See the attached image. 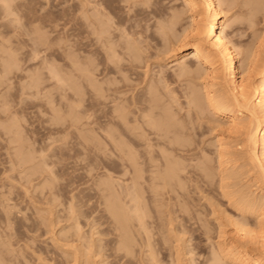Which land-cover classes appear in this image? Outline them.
Wrapping results in <instances>:
<instances>
[{
    "label": "rangeland",
    "instance_id": "rangeland-1",
    "mask_svg": "<svg viewBox=\"0 0 264 264\" xmlns=\"http://www.w3.org/2000/svg\"><path fill=\"white\" fill-rule=\"evenodd\" d=\"M7 1L10 3L12 2V0L10 1L7 0ZM86 1L87 3L85 5ZM122 1L121 0H13V7H14V9L12 10L13 12L11 13L7 12V14L10 13L7 16H5L6 11L3 12V10L1 9V8H4L2 7L3 5H0V185L2 186V187L0 186L1 187L0 188V199L1 198L2 200L7 199L6 201L4 200V202H8V204L10 203L9 207L10 205L11 207L13 206L14 210L18 212V213L15 212L16 213L15 214L14 210L11 209L10 207V209L12 210V216H11L12 218L10 219L11 221L7 220L9 221V223H7V221L5 223L4 222L6 219L5 212L2 211L3 206L0 205V212L2 211L0 213V216H1L0 217V233L3 232L2 234H0L1 235L0 241L1 243L6 244L5 247L3 246L0 247L1 250H4L6 252L4 253L0 251L2 252L0 253L1 255L4 254V256L0 255L1 257L0 259L2 262H4V264L6 261L8 264H107L105 258H103L104 254L102 253L105 251L103 249L104 248L106 249V244L108 242L114 245V243L117 241V238L115 237L116 235H118V231L115 229V226H116L115 222L113 223V221L108 218V214L105 213L107 212V210L105 211L104 203L102 202L104 201V195L106 194V192H104L103 187H106L105 184H107L110 180H111L110 181L111 183L113 179L112 183L114 185L112 186L111 184L112 186L111 188H113L114 191H116L115 194L117 193V191L120 192L119 189L121 188L119 187L120 184L118 186V182L121 181L120 178L122 179L123 176H121L119 173L121 170L119 160L114 156L115 154L113 155L109 154L111 153L110 150H108L109 146L108 145L105 146L106 144L104 143L103 138L101 136V134H104V133H101L100 132L101 129L99 131V129L96 127H99V123L102 124L105 122V120L107 119L109 115L110 107L115 105V103L118 106L119 104L124 106L125 103H128V100H130L129 97H131V91L130 90L126 91V89H128L126 88L127 86L126 85L125 90H124V87L122 88L125 94L121 92V94L118 93V95L115 94V96L114 95L109 96L107 100L106 99L104 100L102 98L101 101L98 100L97 102L94 99L96 103L95 104L93 103L94 102L93 97L91 96L92 94L91 91L93 90L90 91L89 90L90 88L88 89L89 85H87L86 87L87 83L86 84L84 83L86 81L85 78L84 77L80 78V76L78 78V76H76L77 74L79 75V72H80V71L78 72L77 69H79V67L76 68L77 67L76 65L79 64L78 61L80 62V65H81L83 63H87L85 61L91 60L92 57H94L93 59H95V56H96L97 59L95 60L96 61L98 60L101 64V65L98 64V68L99 69L102 68L103 57L101 58L100 56L101 54L104 53L103 51L105 47H102V46H99L101 48L97 47L100 41H97V39L95 40V37H94L95 35L92 34V32H90L91 27L89 26L90 19H92L94 16L96 18L99 17L101 19H104L106 17L105 16L102 18L99 16L101 15L100 14L101 11L106 12L107 17H109L108 16L109 14L110 17L114 18V19L111 18L112 21H116V19L118 20V17L120 19L122 18L123 20L124 18H129V21L127 23H135V21L138 18H140L144 14L146 15L150 13L149 14L150 16H148L150 18V19L148 18L150 22L149 21L145 22L143 20L142 22L144 23L142 22H141L142 24L140 23L143 27L142 29H144L146 35H148L149 32L156 29L155 24L158 21H162V19H159V18H163L167 20V17H168L167 12L170 13V9L167 7L169 9L168 10L166 6L168 4L171 5L173 1L176 2L177 0H165V1L164 0H133V1L127 0V3H125L126 0H122ZM169 1H172V3ZM240 1L241 0H239L238 2V0H236L235 2L236 5L234 4L232 6L233 10L231 8L229 11L227 10L226 4H223L224 5L223 7L221 5L222 16L220 18V23L222 27H223V24L225 27V23L227 22L225 18L229 17L230 21L232 22L234 20V22L232 23L233 26H231V28L230 27L227 28V30L229 29L230 30L229 32L231 31L235 32V30L238 29L236 33H233L235 35H237L238 33L240 34L241 32L240 35L238 34L237 36H233V37H232L233 34L231 32L232 40L238 39L236 42L238 43L240 42L239 44L237 43V45L235 44L236 50L243 49L238 46L241 44V42L243 43V45L241 44L242 47L244 45L252 46L253 43H254L253 46H256L259 41L261 43L262 42L264 43V32H263L264 21L261 20L262 17L260 18L261 22L259 24L256 23L253 27L251 26V28H249L247 24L248 20H246V17H247L246 13H248L247 10H249L248 9L249 7L245 5L244 0H242L241 2ZM97 2L100 3L103 10L101 6L97 4ZM161 2H164V4H162ZM147 3L149 6L147 5ZM0 4L2 3L0 2ZM82 5H84V7ZM87 5H89V7L91 6L90 8L92 9L94 13L90 10V8ZM93 5H94V8L98 6L96 7V10L92 8ZM84 8L86 10H85V13L83 12L82 14V11H84ZM76 9H78L79 12H77ZM241 11L244 13H242ZM2 12L5 15H3ZM136 12H137L136 17L135 16L134 18L130 17L134 15V13ZM93 14H96L97 16ZM85 15H87L88 17ZM240 15H242L243 17ZM86 18H87V21H86L87 23L85 22ZM178 23L179 25L175 26L176 28L175 32L176 30L182 31L183 28L181 29V27L182 26L184 27V25H186L185 27L188 28L189 27L188 24L190 23L189 14L185 13L183 18H181ZM74 26L76 28H74ZM87 27L89 28V30ZM85 29L88 31H85ZM116 32L118 31L116 30ZM125 33L127 32L125 31ZM125 33L121 32V34L124 36L120 37L124 41L126 38L127 40H129L130 38L136 37V36L125 37L126 35ZM179 33L181 32H178V34ZM118 34L120 33L118 32ZM143 35L145 34L143 33ZM87 37H89V39H87ZM92 37H93V40L91 39ZM147 39L149 40L150 38H147ZM92 41L93 42L95 41L94 42L95 44L97 43L96 47L92 46L93 44L91 45L90 42ZM129 41H131V39ZM155 41L157 40L150 39L148 41L150 44V45L148 44L150 48L148 50L146 49V51H144L143 53L145 54V52H148L146 53V55L147 54L149 55V52L150 54L152 53L149 57H147L149 58L147 61L148 63L147 66L149 68L141 67L140 68L141 70L139 68L136 70L137 72L139 71L138 74H140V76L142 75L141 76L142 79L144 78L145 80H147V82L148 81L150 82L151 80L158 78L159 76L158 73L161 68L164 69L163 74L165 75L167 74L166 83L168 84L167 86L169 87L165 88L166 89L165 91V89L163 90V87L160 84L158 88L160 86L162 87V89L160 87L162 93L160 91L159 92L161 94L158 92L160 94L158 95L159 96L158 98L160 99L163 93L166 94L165 96L163 95L164 96L163 98L161 97L162 102H163L162 104L164 105L165 103L163 108L170 109V106L168 108V105H173L171 106L173 107L172 109H170L168 112L166 111L167 113H169V114H166V116L168 115L170 117L171 115H173L172 118L177 119L175 122L178 124L180 123V127L181 125L184 127V132H186L187 129H189L187 132H189V134L191 135V138L193 137L192 138V141H194L193 144L195 143L194 144L195 146L192 144V146L194 147L193 151L196 152L197 155L194 154L195 155L193 156V158L195 157L193 159L194 161L193 160L190 161L191 165L192 164L193 165L191 167L188 166V168H191V173L193 176L191 181L193 182L189 181V183H187L186 188L189 191L188 192L187 190L185 191V194H186L185 198L188 199V202H189L187 204L188 206L186 205L187 206L186 208L192 211L188 210L189 211L188 213V211L186 210L184 212L185 214L183 213V216H184L183 218L185 219V222L184 220L179 219L181 217L177 218L176 216V218H174L173 216L176 215L175 213L171 215L169 214L168 209L171 211L173 208V211H176L177 209L176 206L173 205L174 206L173 207L171 205V204H174L172 202L176 200L175 198L173 200L171 199L172 201L168 200L167 196L165 195L164 196L161 195V197L160 196L154 197L156 199V202H159L161 205H165V206H160L159 203L158 204L156 202L153 203L152 201L149 202L151 206L146 203L147 204L146 208H149V209L146 211L147 219L145 217L144 220L151 222L152 224L151 223L149 224L154 225V227L158 226L159 228L157 227L158 229L156 231L160 230L161 228V230L158 231L159 233L154 230L156 235L158 234L157 235L158 237L156 236L154 237L158 238L159 242L161 241V238H162L160 245L166 242L164 245L163 244L161 245L163 247V250L161 249L159 251L158 249H156L158 248V246L154 244L153 241H151L153 240V238H151L150 240L151 242H153L156 251L158 250L160 253L159 254L157 252V255L159 254V256H157L156 254L155 255L157 256L158 259L159 257L162 258V259H159L160 261L161 260L162 261L161 262L158 261L157 264H190V260L192 261L191 262L192 264H198V261L200 262L199 264H202L205 260H207L206 264H211L213 260L212 257L214 255L212 253L215 251L217 252V249H219L220 247H221L220 249H224L226 245H228L229 236L232 234V227H233L232 222H229L231 220L230 219L231 216H232L231 217L232 219L236 218L237 220L243 222L245 224V227L252 229L254 231L264 230V226H261L258 224V219L256 217V214H257L256 211L241 215L236 209H234V207H232L231 204H229L227 197H224L223 195H221V191H219L220 189L219 179H220L222 172L219 173L218 170L215 171L216 173L214 172V170L218 168L215 167L217 165H215L216 161H214L215 154L213 150L216 153V149H217L219 142L224 144V145L222 144L223 146L221 147H224L225 149L229 151H234V150L239 151L240 149H242L241 147H239L241 145L238 144L239 141L236 138V133L227 135V132H223L224 126L217 127L218 122L216 118L212 116L213 114L211 113V111L209 110L207 106H205V110L203 109L199 113H196L197 111H194V110L192 111V108H189L190 111L188 109H185L188 107L186 106L187 105L186 100L183 97L185 96V92H187L189 88L191 89V87L195 89H199L200 85L205 86V81L202 78H197V80L193 79L194 82L193 84H191L193 80H188L187 77L185 78L181 76V78H179L178 76L177 78V75H176L177 72L175 73V69L177 68V66L176 65L170 66V65L172 64L171 63L172 59L175 57H179L180 53L175 52V51L171 53L167 52L168 54H165V56H163L164 53H162L163 55L160 53L161 49L162 50L164 49L162 44L160 45L159 41L157 42ZM116 43L119 44L121 42L118 41ZM89 45L93 47L92 49L94 48L95 50L97 49L95 56L91 57L90 54L87 53L91 49ZM87 46H89V48ZM256 47H251V49L253 50ZM118 48H120V46H118ZM154 52L155 53L157 52L159 54L157 53L154 54ZM69 53L73 55L74 58L71 55H69ZM79 53H81V55ZM173 53L177 55H175V57L171 56ZM263 53H264V49H263ZM86 54L89 56L90 59H88ZM75 55L78 57H76ZM82 55L87 57V60H85L84 59L85 57H83ZM154 56H156V58L158 57L159 59H155ZM237 56L239 58L241 57L240 54H237ZM9 57L11 58L13 57V58L11 59ZM70 57H72L73 59H75L76 57V59L79 58V60L75 61L71 58L73 61L72 62ZM4 58H7V59H4ZM8 59H11V60H8ZM5 61L7 64L5 63ZM8 61H10V64H9L10 67L8 65L9 63ZM74 62H77V64ZM70 64H74V65L72 66ZM84 65L85 64H83L80 67H83ZM5 66H6V69L4 68ZM70 66L74 68H71ZM85 67H87V65H85ZM75 68L76 70H72ZM84 69L85 68H83L82 70ZM79 70H81V68ZM74 71L78 73L76 74ZM71 72L74 73L73 80H75L76 82L72 81L73 75ZM145 72L146 74L144 75ZM54 73L55 75H59V77L62 76L61 78L58 77L59 82H57L58 81L56 78L57 76H54ZM70 74L72 75L71 77H70ZM125 74H128V73H125ZM153 74L155 76H153ZM143 75L145 77H143ZM63 76L65 78H63ZM99 76L100 77L98 78L101 79L102 75H99ZM110 77H113L114 79L115 75H112V76L110 75ZM118 77H120L119 74L117 76V79ZM120 78H122V76ZM134 78H135V81L133 80L131 86H133L134 83H136V79H137V82L138 80L141 79V78L138 79L135 76ZM61 79H63L64 82L62 81L60 82ZM68 80L70 81V83L74 82L72 85L76 87L79 86L78 89L83 90L82 95L84 98H81V101L79 102L80 104L78 103V105L74 104L76 101L75 98L78 99L79 97H82V95L78 94L80 95L79 97L74 96L76 92L73 93V91H79V90L74 89L72 91L70 88H72L73 86L69 84ZM123 80L122 81L120 80L122 82L121 83L119 80H116L115 78L113 82H110L111 80H109V82L111 84L113 83L112 85L114 86L116 85L122 86V84L126 82V81L124 82ZM65 81H67L66 84H64ZM100 81L101 80H99L98 82ZM258 81H259V77L254 76V83H258ZM77 82L79 83L83 82L81 83L82 86L81 85L77 86ZM98 82H95V83L99 85L100 83ZM109 82H107L108 85H110ZM187 82H190V83H187ZM117 83H119V85ZM142 83H139V85L136 84L137 86L135 85L136 89H134L133 91L134 93L140 92L139 93L140 95L141 92H143L145 88H147V86L144 85V82ZM104 84L105 86H107L106 82L100 85H102L103 87ZM202 86H200L201 93H204V91H209L211 89L207 85V87L204 90H202L201 88ZM142 89L143 91H141ZM168 89H170L171 91L174 90L173 95L175 92V96H176L174 97L175 99L172 97L170 91L168 94L167 92ZM171 97L172 99H174V101L170 99ZM124 98L127 100V102H124L125 101ZM166 98L169 100L167 101ZM103 100L104 102H106L107 106H102L103 104L101 102ZM160 101L161 99L159 100V102ZM172 101L175 102L176 105L178 104L177 106H180L182 104L183 106H180V108L179 107L176 108V105ZM111 102L112 104H110ZM97 103H100V104H97ZM73 104L77 108H75ZM71 106H73V108ZM84 106L86 107L84 108ZM160 106L162 105L160 104ZM129 107L132 108V106H129ZM70 109H73V110H70ZM85 110L86 112H84ZM173 110L176 112L172 113ZM180 111L181 113H178ZM156 112H158V109ZM90 113L92 116L90 115ZM186 113H188V117H186L187 116ZM83 115L84 116L87 115L88 119L86 117H83ZM89 115L91 118L89 117ZM103 115L107 117L105 118L103 117ZM200 115H202V118L200 117ZM78 116L82 118L76 124L75 121L78 120L76 119L78 118ZM128 116L131 117L132 115L128 113ZM161 116H162V113H161ZM72 119H74V121H72ZM212 119L213 121H211L212 123L211 124L208 120H212ZM88 120L90 121L88 122ZM92 121L93 122L96 121V122L93 123ZM207 121H208V124H207ZM72 122L73 123L75 122V124H73ZM91 123L95 125L91 126ZM86 125H88L89 127ZM188 125L191 127V130H193L192 132L194 134L191 132L190 127ZM112 127L109 126V128L113 130L116 129ZM185 127L187 128L186 130H185ZM220 128H221V131H220ZM77 129H79L80 131L79 130L77 131ZM82 129L87 130V131H84ZM88 130H90L91 132ZM82 132L83 133L85 132L84 133L85 135H87L86 134L87 132L88 134L90 133L89 134L90 136L92 135H96V136L99 135V136L97 137L93 136L94 138L93 143L90 140L89 141L87 139H86L87 141L84 140L88 142L87 144L86 142L82 141L83 140L82 136H85L84 134H81V136H79V137H82V139L77 137L79 133H82ZM92 132H95V133H92ZM98 139H100L103 144L100 143ZM96 141L99 143H97ZM89 142H91L93 145L90 144ZM94 142L97 143V145L94 144ZM214 142H215V145L213 144ZM152 143H154V141ZM99 144L104 145V146H100ZM101 147L102 149H99ZM201 148L203 152L201 151ZM154 150H159V148H157V146H154ZM24 152H27L26 155ZM21 153H24V154H21ZM27 154L29 156H27ZM22 155H24L25 158L24 156L22 157ZM20 156L22 157V159H20L21 158ZM26 156L28 157V159H26ZM237 156H238L237 154L233 155V157H237ZM200 159H201V162H200ZM198 160H199V163H198ZM205 162L207 164L209 163L211 174L215 173L213 175L214 178L212 175H211L212 177L210 176L212 178L210 180H213L211 181L212 183H210L209 178L208 179L206 178V180L208 181H205V178L201 180L202 177L199 176L201 172L200 171L198 172L199 169L197 167H193L198 164H204ZM212 162L214 165H212ZM242 163L244 162L237 161L234 163L230 162V164H228L229 166L231 164H234V168L233 166H231L229 168L230 170L228 169L226 170V172L233 171V170L237 171L238 177L236 176V179L238 180H234L233 182H235L234 183L235 186L231 184V187L227 188V190L229 191L230 189H232L235 191L241 188L243 191H246V190L249 191V192L246 191L248 194L254 193L257 195V197H259L260 194H263L262 190H260L261 186L258 187L259 183H256L254 179V174L251 173L252 171L251 172L249 171V173L246 171L250 167L247 161L245 164H242ZM212 167H214L215 169ZM194 168L196 170H194ZM193 173L195 174V176ZM109 175L111 179L105 178ZM197 177H200V178L198 179ZM103 182H105V184ZM188 187L190 188L188 189ZM195 187H197V191L195 190L196 189ZM101 189L103 190V192ZM8 190L11 193H9ZM1 193H4V194L1 195ZM5 193L8 194L9 196L8 195L6 196ZM145 193H148V192H145ZM145 193H144V196L149 195ZM161 193L163 194L164 192L162 191ZM8 199L10 200L8 201ZM164 201L166 202L164 203ZM168 201H170V204ZM190 202H192L193 205ZM157 205H159L160 207H158ZM148 213H150L151 216L150 214L148 216ZM159 213H161V215ZM166 214L168 215L169 218L167 217ZM157 215H160V216H157ZM164 215L165 217L163 218ZM185 215L187 218L185 217ZM227 215L228 216L230 215L229 221L227 220L228 218H226L228 217ZM188 218L189 219L191 218V219L189 220ZM171 219H173L174 222L171 221ZM110 220L112 221V223H110L111 222ZM1 221L4 223H2ZM76 222L77 224L79 223V226L76 224ZM180 223H183V224L185 223L187 227V231L184 234L183 233L179 234L178 231H177L178 233L175 232L177 230L176 227H178L179 226L178 224ZM218 223H222L224 225V227L221 229L225 231V233H223V231L219 229ZM4 224L6 227L3 226ZM160 224L162 225L160 226ZM9 225H11L12 229H9L10 227ZM190 225L192 226L191 228H190ZM7 227L9 230H6L8 232V234L6 235L7 232H5V228L7 229ZM173 229H175V231ZM196 229H198L199 231H197ZM161 231L162 232L167 231V232L162 233ZM160 232L162 234H160ZM174 232L177 234H175ZM151 234L149 233V235ZM4 235L6 236L9 235V236L6 237ZM131 235H133L132 241L137 240L136 241L137 243L136 242L134 243L138 246V240L140 239V237H143V236L141 234H131ZM163 236L167 239V241ZM189 239L191 240L189 241ZM6 240L8 244L5 243ZM8 245L10 249L12 250H10L9 247H7L6 249V246ZM137 246L136 247L134 246V247L136 249L137 248L140 249V246L138 247ZM2 247L4 249H2ZM101 247L102 248L104 247V248L102 249ZM164 247L166 248V250L164 249ZM189 249H191L192 251L190 252ZM162 254L164 256H162ZM112 257L113 258H111V264H115V263L119 264L116 254L113 255ZM3 258L6 261L5 260L3 261L2 260ZM114 258H115V261L113 260ZM132 260L133 262L136 261L133 259V257H131V262ZM2 262H0V264H3ZM131 262L128 264L133 263ZM149 264H154V263H149ZM221 264H230V263L229 261H224Z\"/></svg>",
    "mask_w": 264,
    "mask_h": 264
},
{
    "label": "bare ground",
    "instance_id": "bare-ground-1",
    "mask_svg": "<svg viewBox=\"0 0 264 264\" xmlns=\"http://www.w3.org/2000/svg\"><path fill=\"white\" fill-rule=\"evenodd\" d=\"M0 2L2 3L0 5H3L2 7H4L1 9L3 10V12L6 11L5 12L6 15L2 12L3 15L7 16L11 12H13L12 11L14 9L13 0L11 3L8 2L7 0H0ZM98 2H97V4L100 5V3H98ZM169 2L172 3V1H169ZM235 2H236V0H179V1L177 0L176 2L173 1V3L171 5L168 4L169 6L168 5L166 6V8L168 7L170 9V13L167 12V15H168L167 20H165L163 18H159V19H162V21H158L155 24L156 29L149 32L148 35H146L144 29H142L143 27L141 24L144 23V22H142L143 20L145 22L149 21L150 18L148 16H150L149 15L150 13H148L146 15L144 14L143 16L138 18L135 21V23H127L129 21V18H124V20H123L122 18L120 19L118 17V20L116 19V21H112V19H114V18L110 17L109 14H108V16L110 18L107 17L106 12L101 11V13H100L101 15H99V16L102 18L105 16L106 17L104 19H101L98 17L99 18L98 19L95 16H94L95 18L94 17L92 18V16H91L92 19H90L89 26L91 27L90 32H92V34L95 35L94 36L95 40L97 39V41H100L97 47H99V46L105 47L104 51H103L104 53L102 52L103 54H101V52H100V54H101L100 57L101 58L103 57L102 68L101 69L98 68V64H100V62L97 60L99 62L98 63L95 60V59H97L95 56L97 49L96 50H95V48L92 49L93 47H91L90 45L89 46L91 49L88 52L87 51L86 52L88 54H90L91 57L95 56V59H93L94 57H92L91 60H87V57H88V59H90L89 56L87 54H86L87 57L82 55L83 57H85L84 59L87 60V61H85L83 59L85 62H87V63H83V64L87 65V67H85V65L83 67H80L83 64L80 65V62L78 61L79 58L76 59V57H78V56L75 55L76 57H75V59H73L74 58L73 55H71L69 53V55H71L73 57V58L70 57V59L72 58L73 60L78 61V63H79L78 65H76L77 62H74V63H76L75 64L77 66V67L75 66L76 68L79 67V69L81 68V70L83 68H85L82 71L77 69L78 72L80 71L79 75L77 74L78 72L77 73L75 71L74 72L77 74L76 76H78V78H79V76H80V78L84 77L86 80L84 83L85 84L87 83L86 87H87V85H89L88 89L90 88L89 89L90 91L93 90V91H91L92 92L91 96L93 97V101H94V99L96 102L98 100L101 101L102 98L104 100L105 99L107 100V98L109 96H111V95L115 96V94L118 95V93L121 94V92H123L125 94L124 90H125L126 85L128 86V87L126 86V88H128V89H126V91H129V90L131 91V97H129L130 100H128V103H125V105L126 104H128V105L123 106V105L119 104V106H118L115 103V105H113L114 107L113 106L110 107L108 117L103 115V117H105V118L107 117L105 122L103 121L104 123H102V124L99 123V127H96L99 129V131L101 129V131H100L101 133H104V134H101V136L103 138L104 143L106 144L105 146H107V145L109 146L108 150H110V152H111L109 154H112V155L115 154L114 156L119 160L120 168H121L119 173L121 176H123L122 179L120 178L121 181L118 182V186L120 184L119 187L121 188V189L118 188L120 192L117 191L116 194H115L116 191H114V189L111 188L114 185L112 183L113 179H112L111 183H110L111 180L107 184H105V182H103L106 186V187H103L104 192H106V194L104 195V201L102 202V203H104L105 211L107 210V212H105V213L108 214V218L111 219L113 221V223L115 222V224H116L115 229L118 231V235H116V237H115V238H117V241L116 242L114 241L115 242L114 245L110 244L109 242L108 243L105 242V243H107L106 249L104 247H103L104 249L101 247L103 250H105L104 251L105 253L103 252L102 254H104L103 258H105L107 264H111V258H113L112 256L115 254H116V257L118 258L119 264L130 263L131 257H133V259L136 260L135 262H133V260H132V262H133V263L131 262L132 264H135V263L136 264H149V263L157 264L158 261L159 262L162 261V260L161 261L159 260L162 258L159 257V259H158L157 256H159V254H160L159 251L161 249L163 250V247L161 245L162 244L164 245L166 242L162 243L160 245L162 238H161V241L159 242L158 241L159 239L154 237V236L158 237L157 236L158 234L156 235L155 231L159 227L158 226H157L158 228L156 226L154 227V225H151L152 224L151 222L144 220L145 217L147 219V212L146 211L149 209V208H146V205L147 204L150 205V203H149L150 201H152L153 203L156 202V199L154 197H159V196L161 197V195H163V196L165 195V196H167L168 200H171V199L173 200L175 198L176 201L172 202L174 204H171V205L176 206L177 209L175 208L176 211H173V208L171 211L168 209V212L170 215L175 213L176 215L173 217L174 218H176V216H177V218L181 217L179 219L184 220V222H185V219L183 218L184 217L183 213L186 210L187 211L190 210V209L186 208L188 206L187 204L189 202H188V199L185 198L186 197L185 191L187 190V188H186L187 183H189V181L192 180L193 176L191 173V168H188V166L191 167L193 165V164L191 165L190 161H192L195 158V157L193 158V156L197 155L196 152L193 151L194 150V147L192 146V144L194 142V141H192L193 137L191 138V135L189 134V132H187L189 130L187 128L190 124L187 126V128L185 127V130L187 129L186 132L190 135L189 136L186 132H184V127L182 125L180 127V123L178 124L175 122L177 119L172 118L173 115H171L170 117L168 115L166 116V114H169L167 112L173 108V107H171L173 105H168V108L170 106V109L163 108L165 103H164V105L162 104L163 103L162 98L166 94L163 93L164 96L161 95L162 98L160 97L161 101L159 102L160 99L158 98L159 97L158 95H160L162 93L161 92L162 87H163V90L165 88L169 87V86H167L168 84L166 83L167 82V76H166L167 74L166 75L163 74L164 69L161 68L159 70V73H158L159 74L158 78L153 79V80L150 79L151 80L150 82L149 81L147 82V80H145L144 78L142 79V77H141L142 75L140 76V74H138L139 71L137 72V70H136L138 68L140 69L141 67L149 68L147 66V64H148L147 61L149 58H147V57H149L152 53L150 54V52H149V55L147 54L148 56L146 55V53H148V52H145V54H143V53H144V51H146V49L148 50L150 48V46H149L150 44L148 42L150 39L151 40H153V39L157 40V41H159L160 45L162 44L164 49L163 50L161 49L160 53L161 54L164 53V55L162 54L163 56H165V54H168L169 52L171 53L174 51L180 53L179 57H175V55H177V54H174V53L171 55V56H174L175 58L172 59V61H171L172 64L170 66H174V65L177 66V68H176L177 71L175 69V73L177 72L176 73L177 78H178V76H179V78H181V76H183L185 78L187 77L188 80H193V79L197 80V78H202L205 81V86L200 85V86H202L201 87L202 90H204L207 87V85L209 88H211L209 91H204V93H201L200 86H199V89H195V88L191 87V89L189 88V90H187L188 89L187 88L186 89L187 92H185V96H183L184 99L186 100V104H187V105L186 104L185 105L188 106L185 109L189 110V108H192V111L194 110V111H197L196 113H199L203 109L205 110V106H207L209 108V110L211 111V113L213 114L212 116H214L218 122L217 127L224 126V130L223 129L222 130H223V132H227V135L232 134V133H236V138L239 141L238 144L241 145L239 147H241L244 150L240 149L239 151H235V150L229 151V150L225 149L224 147H221L224 145L221 142L218 143L216 153L213 150V152L215 154V157H214L215 160L214 161H216L215 165H217L215 167L218 168V169L214 170V172L217 170L219 171V173L222 172L220 179H219L220 185L218 183V185L220 187L219 191H221V195H223L224 197H227L229 204H231L232 207H234V209H236L241 215H244L245 213H252L253 211L254 212L256 211L257 212L256 217L258 219V224L261 226H264V59H263L264 58V56H263L264 55V53H263L264 43L263 42L261 43L259 41L257 43V45L255 44L257 47L253 46L254 43L252 46H245L244 45L242 47L243 43L241 42L242 45L240 44L241 46L240 45H238V46L243 48V49H238V48H237L238 50L235 49V46L238 43L236 41L238 39L233 38L234 40H232V38H231V32L232 31L229 32L230 30L229 29L227 30V28H229V27L231 28V26H233L232 23L234 22V20L232 19L233 21L231 22L229 17L225 18V20L227 21L225 23V27H224V24L222 27V25L220 23V18L222 16L221 5L223 7L224 6L223 4H226L227 10L229 11L231 8L233 10L232 6L235 4ZM238 2H239V0H238ZM86 3H87V1L85 2V5H86ZM125 3H127V0ZM130 3H132V2H130ZM139 3H141V2H139ZM161 3L164 4V2H161ZM244 3H245V5H247V7H249L248 8L249 10L246 9L248 11V13H246V15H247L246 20H248L247 24H248L249 28H251V26L253 27L256 23L259 24L261 22L260 21L261 17H262L261 20L264 21V1H262V0H244ZM144 4H145V2H144ZM144 4H143V6H144ZM147 5H148V3H147ZM165 5H166V3H165ZM82 6L84 7V5H82ZM87 6L89 7V5H87ZM96 7H98V6H96ZM96 7L94 8V5H93L92 8H94V10H96ZM240 7H242V6H240ZM101 8H102V6H101ZM78 9H76L77 12H79ZM123 9H125V8H123ZM224 9H226V8H224ZM85 10L86 9L84 8V11H82V14H83V12L85 13ZM90 10L92 11L91 8H90ZM102 10H103V8H102ZM104 10H105V8H104ZM129 10H130V8H129ZM89 11H87V12H89ZM7 12H10V13L7 14ZM97 12H98V10H97ZM185 13L189 14V18H190V23L188 24L189 27L187 26L188 28H186L185 27L186 25H184L182 23L186 29L182 26L181 27V29L183 28L182 31L176 30V32H175V29H176L175 26L179 25L178 22L180 21L181 18H183ZM242 13H244V12H242ZM93 15H96V14H93ZM85 16H87V15H85ZM134 16L135 17L137 16V12L134 13V15H132L130 17L134 18ZM240 16H242V15H240ZM238 18H239V16H238ZM86 21H87V18H86L85 22ZM77 24H78V22H77ZM75 26H74V28H76ZM248 26H246V27H248ZM146 29H147V27H146ZM80 30H81V28H80ZM88 30H89V28H88ZM88 30L85 29V31H88ZM116 30L120 34H118V32H116ZM125 31L127 33H125ZM236 31H238V29H236L235 32H232V34L236 33ZM121 32L122 33L124 32L126 34L125 37H127V36H131V37L136 36V37L130 38L131 41H129L130 39L127 40V38L126 39L123 38V39H125V41H124L120 38V37L124 36L121 34ZM178 32H181V33L178 34ZM263 32H264V30H263ZM143 33L145 35H143ZM240 34H241V32H240ZM237 35L233 34L232 37L237 36ZM147 38H150V39L148 40ZM253 38H255V37H253ZM256 38H258V37H256ZM87 39H89V37H87ZM91 39L93 40V37ZM117 40L121 43L117 44L116 43V42H118ZM157 41H155V42H157ZM94 42L92 41L90 43H91V45L93 44L92 46L96 47L97 43L95 44ZM89 46H87V47L89 48ZM118 46H120V48H118ZM251 47H256V48H254L252 50ZM99 48H101V47H99ZM74 52H75V50H74ZM156 53L154 52V54H156ZM77 54H78V52H77ZM79 54L81 55V53H79ZM157 54H159V53H157ZM237 54H240L241 57L239 58L237 56ZM80 55H79V57H80ZM154 57H155V59H159L158 57L156 58V56H154ZM9 58H11V57H9ZM4 59H7V58H4ZM11 59H8V60H11ZM72 59H71V61H72ZM6 61H5V63H6ZM8 62H9L8 63V65H9L10 61H8ZM70 65L73 66L74 64H70ZM152 65H150V66H152ZM9 67H10V65H9ZM4 68L6 69V66ZM71 68H74V67H71ZM76 68L72 69V70H76ZM158 69H159V67H158ZM149 71H150V69H149ZM146 72L144 73V75L146 74ZM52 73H53V71H52ZM71 73H72V75L74 74L73 72H71ZM125 73H128V74H125ZM118 74L120 77L122 76V78L118 77V79H117ZM72 75L70 74V77ZM99 75H102L101 79L98 78V77H100ZM110 75L111 76L115 75L116 80L122 81L124 79L123 81L124 82L126 81V82L125 83L123 82L124 84H122V86H117V85L114 86V85H112L113 83L111 84L110 82H113L115 78L113 79L114 76L110 77ZM144 75H143V77H145ZM54 76H57L56 77L57 80L62 77V76L59 77V75H55V73H54ZM76 76H75V78H76ZM134 76L138 79L141 78L140 80H138V82L139 83L144 82V85L147 86V88H145L144 91H143V89L141 90L143 92H141L140 95H139L140 92H136V93L133 92L134 89H136L135 87L137 85H139V83L137 82V79H136V83H134V85L131 86L133 80L135 81ZM139 76H140V78H139ZM153 76H155V75L153 74ZM254 76L259 77L258 83H254ZM174 77H176V76H174ZM63 78H65V77L63 76ZM73 78H74V75L72 76V81H75V80H73ZM97 80L98 81L101 80V81L98 82ZM109 80H111V81L109 82ZM194 80L192 81L191 84H193ZM61 81L64 82L63 79H61L60 82ZM57 82H59V80ZM66 82L67 81H65L64 84H66ZM68 82L71 85L74 83V82L70 83L69 80H68ZM79 82H77V86L81 85V83H83V82H81V83H79ZM95 82H98L100 84L106 82L107 86H105V84H104L105 87L104 86L102 87V85H100V84L98 85ZM107 82H109L110 85H108ZM126 83H128V84H126ZM187 83H190V82H187ZM117 84L119 85V83H117ZM160 84L162 85V87L160 86L161 89H160V87L158 88V86ZM72 86L74 87V88L73 87L70 88L72 91L74 89L79 88V86L78 87H76L74 85H72ZM140 86H141V84H140ZM68 87H69V85H68ZM123 87H124V90L122 89ZM81 89H82V87H81ZM78 90L79 91H73V93L76 92L75 94H77V95L74 94V96H76V97L77 96L79 97L80 95H82L83 90H80V89H78ZM165 91H166V89H165ZM169 91H170L173 98L176 97L175 92L173 95L174 90L171 91L170 89H168V91H167L168 94H169ZM78 94H80V95H78ZM171 95H169V96H171ZM172 97L170 99L174 101L175 98L172 99ZM81 98H84L83 95H82V97H79L78 99L75 98L77 103L74 99V101H75L74 104L78 105V103L81 101ZM99 98H101V99H99ZM180 98H181V96H180ZM104 100L101 102L103 104L102 106H107V104H106V102H104ZM166 100L168 101L169 99L166 98ZM95 101L93 103H95ZM124 102H127V100L125 99ZM177 102H178V100H177ZM117 103H119V102H117ZM159 103L162 106H160ZM173 103L175 104V102H173ZM97 104H100V103H97ZM110 104H112V102ZM175 105H174V107H175ZM177 105H176V108L177 107L180 108V106H183V104L180 106H177ZM129 106H132V108H130ZM71 107L73 108V106H71ZM85 107L86 106H84V108ZM96 107H97V105H96ZM75 108H77V107L75 106ZM126 108L129 110H127ZM157 109H158V112H156ZM70 110H73V109H70ZM87 110H88V108H87ZM124 110H126V111H124ZM84 112H86V110ZM127 112L130 113L132 116L129 117ZM175 112L176 111H174V110L172 111V113H175ZM184 112H186V111H184ZM161 113H162V116H161ZM178 113H181V111ZM186 114H187L186 117H188V113H186ZM77 115H78V113H77ZM90 115H91V113H90ZM90 115H89V117H90ZM163 116L164 117L166 116V117L164 118ZM83 117L87 118V115L86 116L83 115ZM200 117L202 118V115H200ZM81 118L82 117H79V116H78V118H76V119H78L77 121H75L76 124L78 121L81 120ZM162 118H164V119H162ZM178 120H180V119H178ZM72 121H74V119H72ZM89 121L90 120H88V122ZM208 121L211 123V121H213V119L208 120ZM208 121H207V124H208ZM75 122L74 123L72 122V123L75 124ZM95 122H93V123H95ZM93 125H95V124L91 123V126H93ZM83 126H85V125H83ZM86 126H88V125H86ZM109 126H111V127L114 126L112 128H116V129L113 130V129L109 128ZM84 129H82V130H84ZM213 129H214V127H213ZM78 130L79 129H77V131ZM94 130H96V129H94ZM190 130H191V127H190ZM84 131H87V130H84ZM88 131H90V130H88ZM91 131H92V129H91ZM192 131L193 130H191V132ZM220 131H221V128H220ZM84 133L83 132L79 133V135L77 137L81 138V139L83 137L82 141L87 139L88 141L90 140L93 143V139H94L93 136H96V135L90 136L89 135L90 133L88 134L86 132L87 135H85ZM92 133H95V132H92ZM81 134H84L87 137H85V136L79 137V136H81ZM97 136H99V135H97ZM84 137H85V139H84ZM88 137H90V138H88ZM95 140H96V138H95ZM98 140L100 141V143H102L100 139H98ZM224 140H226V139H224ZM86 141H84V142H86ZM153 141H154V143H152ZM86 143L88 144V142H86ZM89 143L92 144L91 142H89ZM97 143H99V142H97ZM97 143L94 142V144H96V145H97ZM213 144L215 145V142ZM99 145L104 146L101 144H99ZM154 146H157V148H159V150H154ZM95 147H97V146H95ZM99 149H102V147ZM104 149H105V147H104ZM199 149H197V150H199ZM201 151H202V148H201ZM24 153L26 155L27 152H24ZM24 153H21V154H24ZM236 154L238 156L233 157V155H236ZM23 156L24 155H22V157ZM27 156H29V155L27 154ZM27 156H26V159H28ZM22 157L20 159H22ZM24 158H25V156H24ZM196 158H198V157H196ZM237 161L244 162L242 164H245L247 161L248 165H250V167L247 170L246 169L245 170L248 173H249V171L250 172L252 171L251 173L254 174V179H255L256 183H259L258 187L261 186L260 190H262L263 194H260L259 197H257V195L254 193L248 194L247 192H249V191H247V190H246L247 192L243 191L241 188H239L235 191L232 189H230L232 191L227 190V188L231 187V184L234 185V183H235V182H233L234 180H238V179H236V176L238 175L237 171L233 170V171H229V172L227 171L226 172V170H228L231 166H233V168H234V164H231L230 166L228 164H230V162L234 163ZM186 162H188V163H186ZM200 162H201V159H200ZM198 163H199V160H198ZM212 165H214L213 162H212ZM193 167H197L199 169V170L197 169L198 172L199 171L201 172V174H199V176L202 177L201 180L205 178V181H208V180H206V178L207 179L209 178V180H210V179H212L211 177L216 173L215 172L214 174L213 173L211 174V170L209 168V163L207 164L206 162L204 164H198V165L193 166ZM212 168H214V167H212ZM194 170H196V169L194 168ZM33 171H35V170H33ZM147 173H149V174H147ZM32 174H34V173H32ZM239 174H240V172H239ZM194 176H195V174H194ZM200 177H197V178L199 179ZM105 178L111 179L110 175L105 177ZM213 178H214V176H213ZM193 180H194V178H193ZM201 180H200V182H201ZM106 181H107V179H106ZM211 181H213V180H210V183H212ZM191 182H193V181H191ZM202 183H204V182H202ZM208 183H206V184H208ZM102 184H100V185H102ZM111 184H112V186H111ZM2 185H4V184H2ZM190 185H191V183H190ZM189 188L190 187H188V189ZM195 188H196L195 190L197 191V187H195ZM162 191L164 192L163 194L161 193ZM188 191L189 190H187V192ZM8 192L11 193L9 190H8ZM102 192H103V190H102ZM145 192H148V193H145ZM144 193L149 194L148 195L149 197L144 196ZM2 194H4V193H1V195ZM7 195L8 194H6V196ZM4 200L6 201L7 199H3V200H2V198L0 199V205L3 206L2 211L5 212V218L6 219L4 218L5 219L4 222L6 223L7 220H10L12 218L11 217L12 216V210L11 209L14 210V208H13V206L11 207V205H10V207H11V209H10V207H9L10 203L8 204V202H4ZM9 200L10 199H8V201ZM165 202L166 201H164V203ZM168 202L170 204V201H168ZM156 203L158 204L159 202H156ZM190 203L193 205L192 202H190ZM7 205L9 208L7 207ZM159 205L165 206V205H161L160 203H159ZM159 205H157V206L160 207ZM150 210H151V208H150ZM190 211H192V210H190ZM15 212H17V211L14 210V213ZM188 213H189V211H188ZM149 214L150 213H148V216H149ZM159 214L161 215V213H159ZM160 215H157V216H160ZM150 216H151V214H150ZM164 217H165V215L163 216V218ZM167 217H168V215H167ZM185 217H186V215H185ZM229 217H230V215L228 217H226V218H228L227 219L228 221H229ZM231 217H230V219L232 221L230 220L229 222H232L233 227H232V234L229 236L228 245H226V247L224 249H220L221 248L220 247L219 249H217V252L215 251L212 253L214 255L212 257L213 260H212L211 264H221L224 261H229L230 264H264V230L254 231L252 229L245 227V224L243 222L237 220L236 218L232 219ZM150 218H152V217H150ZM77 221H78V219H77ZM112 221L110 223H112ZM160 221H161V219H160ZM171 221L174 222L173 219H171ZM4 222H2V223H4ZM133 222H135V223H133ZM173 222H171V223H173ZM180 222H181V220H180ZM7 223H9V221H7ZM149 223H151V224H149ZM167 223H168V221H167ZM76 224H77V222H76ZM77 225L79 226V223ZM161 225L162 224H160V226ZM178 225L179 226L176 227L177 230L176 231H175V229H173V230L175 232L178 231L179 234L186 233L187 227H186L185 223L184 224L180 223ZM3 226L6 227L5 224ZM9 226H10L9 229H12L11 225H9ZM191 227L192 226L190 225V228ZM195 227H197V226H195ZM218 227L220 230H222L221 228H223L224 225L222 223H218ZM9 229H8V227H7V229L5 228V232H7L6 230H9ZM198 229H199V227H198ZM198 229H196V230L199 231ZM160 230H161V228H160ZM160 230H158V231H160ZM158 231H156V232H158ZM162 231H163V229H162ZM10 232H12V231H10ZM161 232H160V234L165 233L167 231H164L162 233ZM2 233H0V234H2ZM149 233L150 234L152 233V234L149 235ZM177 233H175V234H177ZM191 233H192V231H191ZM223 233H225V231H223ZM7 234H8V232L6 233V235ZM131 234H141L143 236V237H140V239L138 237V239H139L138 240V246H140V249L135 248L137 245L134 242H136L137 240L134 239L135 241H132L133 235H131ZM6 235H4V236H6ZM9 235H10V233H9ZM8 236H6V237H8ZM151 238H153V240H151ZM3 239H1V240H3ZM150 240L153 241L154 244H156L158 246V248H156V249H158L159 251L158 250L156 251L153 242H151ZM190 240L191 239H189V241ZM166 241H167V239H166ZM3 242H5V241H3ZM112 242H113V240H112ZM0 243H1V241H0ZM5 243L8 244L7 240ZM2 244H4V243H1L0 247L1 246L5 247L6 244H4V245H2ZM3 247H2V249H4ZM7 247H9V245L6 246V249H7ZM9 249H10V247H9ZM164 249L166 250L165 247H164ZM10 250H12V249H10ZM189 250H190V252L192 251L191 249H189ZM0 251L6 253L4 250L0 249ZM2 252H0V253H2ZM157 252L159 253L158 255H157ZM2 255L4 256V254H2ZM162 256H164V255L162 254ZM165 256H166V254H165ZM200 256H201V254H200ZM200 256H198V257H200ZM4 258L2 259L3 261L7 257L5 259ZM113 260L115 261V258ZM205 261H204L205 263L203 262L204 264L207 263V260H205ZM0 262H2L1 259H0ZM116 262H117V260H116ZM191 262L192 261L190 260V264H192ZM2 263L4 264V262H2ZM6 263H7V261L5 262V264ZM199 263L200 262L198 261V264Z\"/></svg>",
    "mask_w": 264,
    "mask_h": 264
}]
</instances>
